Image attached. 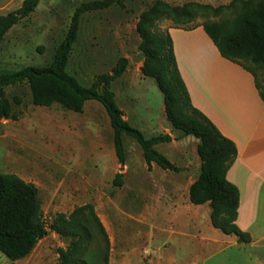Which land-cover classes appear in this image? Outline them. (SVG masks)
I'll return each instance as SVG.
<instances>
[{"label":"rangeland","instance_id":"1","mask_svg":"<svg viewBox=\"0 0 264 264\" xmlns=\"http://www.w3.org/2000/svg\"><path fill=\"white\" fill-rule=\"evenodd\" d=\"M86 1L91 0H40L35 12L14 26L0 43V71L49 66L75 9ZM154 1L123 0V5L84 13L70 54L68 73L81 84L90 86L98 75L111 72L121 57H127L130 60L127 68L130 67L132 74H138L144 56L139 49L141 37L136 26L141 13ZM164 1L171 5L197 2L218 7L231 0ZM19 6V0H0V14ZM221 16L228 13H209L197 17L196 21L216 20ZM173 24L171 20H163L159 28ZM120 81L115 82L112 89L118 105L130 116L131 103ZM150 81L138 86V92L151 102L157 115L163 105L162 93L155 80L150 78ZM2 91L18 119L0 118V172L16 173L38 186L47 221L58 213L69 214L75 207L91 203L114 241L110 264H182L174 259V248L165 254L162 247L164 239L173 243L178 234L168 224L171 215L165 208L166 199L160 200L158 195L164 186L183 182L186 172L164 175L159 170L143 171L134 151L140 146L135 138L125 135V151L131 165L127 182L128 187L134 189L128 191L125 167L122 185L113 183L120 164L110 118L99 101H88L80 113L58 103L34 105L27 82L5 86ZM140 120L131 119L129 123L142 130L146 137L160 134L140 125ZM156 149L175 165L184 166L188 162L193 171H197V140L193 135L182 140L175 137L174 142L160 143ZM111 151L117 160L114 161ZM146 206H150L151 212L147 215L150 221L139 223L131 219V214L143 211ZM90 231L84 258L89 264H102L103 237L92 227ZM67 244V239L49 230L29 256L13 262L0 252V264H58V248ZM149 254H153L152 260L147 257Z\"/></svg>","mask_w":264,"mask_h":264},{"label":"trees","instance_id":"2","mask_svg":"<svg viewBox=\"0 0 264 264\" xmlns=\"http://www.w3.org/2000/svg\"><path fill=\"white\" fill-rule=\"evenodd\" d=\"M40 0H23L22 4L6 14H0V43L8 32L29 17ZM123 5V0H91L82 2L74 11L66 35L58 44L49 66H26L18 71H0V118L17 120L3 87L27 82L32 101L37 106L58 103L65 108L83 112L88 100H97L105 108L113 129L115 154L120 164L113 183L122 185V170L126 164L124 136H131L140 145L149 166L154 162L165 170L180 171L156 145L173 140L169 133L146 137L142 130L132 126L118 105L112 83L127 69L129 59L121 57L111 72L102 73L90 86H85L67 71L70 54L79 34L84 13ZM216 20L196 21L197 17L212 13ZM171 20V27L193 29L203 26L221 55L251 72L264 102V0H231L214 7L211 4L188 2L171 5L155 0L140 15L137 31L141 37L139 49L144 59L141 72L153 78L164 95L165 112L173 127L185 136L198 139L197 153L201 160L200 173L190 186L194 204L210 203L211 221L225 234L250 242L248 232L237 224L239 188L227 178V172L237 156L235 142L221 133L217 126L193 106L182 78L169 27L160 29L159 23ZM90 227L103 237L102 264H110L111 241L106 227L91 203L77 206L69 213H58L47 221L38 186L16 173L0 172V252L11 261L29 256L49 230L68 240L66 247L58 248V264H89L84 254L91 239Z\"/></svg>","mask_w":264,"mask_h":264},{"label":"crops","instance_id":"3","mask_svg":"<svg viewBox=\"0 0 264 264\" xmlns=\"http://www.w3.org/2000/svg\"><path fill=\"white\" fill-rule=\"evenodd\" d=\"M22 2L23 0H19V5ZM169 32L193 106L204 113L237 146V156L227 172V178L239 188L236 222L241 230L250 234L251 241L240 242L237 236L225 234L214 227L209 202L194 204L191 201L190 186L198 177L201 168V160L197 155V171H193L191 165L185 162L184 166H179L182 168L180 171L186 172L185 180L175 182L171 187L164 186L158 195L160 200L163 197L166 199L165 208L171 215L168 224L178 234L173 243L170 239H164V252L166 254V251L174 248V259L182 264H264V102L254 76L240 64L223 57L203 26L193 29L170 26ZM142 64L143 61L141 66ZM139 70L138 74H132L129 67L112 83L113 86L115 82L122 81V87L126 89L125 97L131 103L130 116L123 110L124 118L128 122L131 119L134 122L141 119L139 124L152 133H169L173 138L172 142L175 137H180L181 140L187 138L167 119L162 92L163 105L157 115L153 112L151 102L140 96L138 86L151 82V77L144 76L141 67ZM196 140L198 146L199 141ZM134 151L141 169L147 173L157 170L164 175H168L167 172H180L165 170L154 162L149 168L141 147L136 146ZM111 153L114 157L113 151ZM115 158L116 156L114 161L117 160ZM130 169L126 153L128 191L134 190L128 187L127 182ZM149 211L151 212L150 206H146L143 211L131 214V219L146 223L150 221L147 216ZM110 240L114 244L112 237ZM113 250L112 247L111 259ZM147 257L152 260L153 254Z\"/></svg>","mask_w":264,"mask_h":264}]
</instances>
